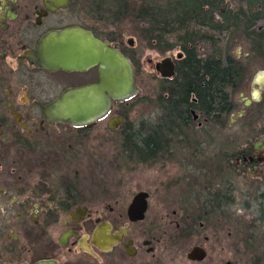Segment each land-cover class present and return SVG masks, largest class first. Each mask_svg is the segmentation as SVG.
I'll list each match as a JSON object with an SVG mask.
<instances>
[{"label": "flooded vegetation", "instance_id": "flooded-vegetation-1", "mask_svg": "<svg viewBox=\"0 0 264 264\" xmlns=\"http://www.w3.org/2000/svg\"><path fill=\"white\" fill-rule=\"evenodd\" d=\"M109 2L0 0V264H174L188 241L186 264H220L208 260L213 244L241 257L255 252L253 263L264 264V91L255 102L243 89V108L226 125L214 123L193 109V98L171 100L170 91L179 88L180 55L169 52L163 59L175 67L169 78L156 69L163 60L148 59L164 83V98L158 126L139 138L145 164L168 156V140L193 148V122L198 129L210 121L223 130L249 119L248 110L256 108L239 137L208 136L210 168H187L184 174L186 168H159V180L140 186L132 179L135 168H113L109 177L100 159L134 154L130 145L138 146L140 131L134 132L131 99L113 101L105 116L89 123L50 116L64 93L99 82L98 66L69 71L42 64V44L53 33L81 29L109 43L131 62L136 84L134 42L118 44L111 33L102 34L103 23L112 22L102 18L112 10ZM195 250L205 257L190 258Z\"/></svg>", "mask_w": 264, "mask_h": 264}, {"label": "trees", "instance_id": "trees-1", "mask_svg": "<svg viewBox=\"0 0 264 264\" xmlns=\"http://www.w3.org/2000/svg\"><path fill=\"white\" fill-rule=\"evenodd\" d=\"M110 2L112 10L107 18L128 22L133 35L152 50L164 54L177 48L181 52L177 62L179 88L170 91L171 100L185 103L193 98V109L211 122L226 123L236 110L234 97L249 76L248 67L231 53V38L239 30L251 41L252 52L244 61L251 60L252 55L264 59V0ZM217 17L221 21L217 22ZM224 40L229 42L228 48H223ZM116 41L123 43L121 39ZM173 108L177 110V105ZM149 147L153 150L152 141Z\"/></svg>", "mask_w": 264, "mask_h": 264}, {"label": "rangeland", "instance_id": "rangeland-1", "mask_svg": "<svg viewBox=\"0 0 264 264\" xmlns=\"http://www.w3.org/2000/svg\"><path fill=\"white\" fill-rule=\"evenodd\" d=\"M109 4L111 5V2ZM230 6L234 9H239L238 5L232 6L230 4ZM234 9L233 11L235 13ZM253 11L254 13H257V9H253ZM104 13L105 14H102L103 19L104 17L107 18L110 14L108 12ZM216 19L217 22L221 21L219 17H217ZM105 22L110 23H103V25H106V27H103L102 29L103 35H106L105 33H111L112 40L121 39L122 42L128 44V42L133 39L134 42L133 59L134 63H136L135 77L136 84L138 86V93L136 97L131 99L130 104H132L133 106V113L131 114V119L134 124V132L137 133L138 131H140V136L134 137V142L138 145L137 147L134 145V143L133 145L130 143V147L134 152L133 155H130L128 157L124 155H117L114 157L103 156L100 158L102 159L101 168L109 169V177H111L114 172L113 168H135L132 173V179L135 186H140L142 182L147 180H159L160 177L156 173L159 168H186V170L182 169L183 174L184 172H187V168H210L214 158L210 156V152H207V150L209 151V149L207 148V139H209L208 136L212 138V134H226L230 138L239 137L241 126L245 125L246 123L248 124L249 119L254 117L253 111L256 107H252L250 110H248L247 118L249 119H239L238 125L236 127H224L225 129L222 130L219 125H214L209 121L207 124H203L201 129H198L197 123L193 122V148H190V142L188 141L168 140L167 143L172 145V149L170 151H173V153L169 152L167 154L168 156H165V159L163 155H158L154 158H150V161L148 160L149 162L145 164L144 160L147 159V153H145L141 149L142 143L140 139L146 138L145 136L148 134V132H150L151 134L152 130L156 129L159 121H161L160 118L163 116V111L161 110V108L163 106L164 98L162 96L163 92L161 89L164 83H162L161 80L158 78L155 68L148 64V59L153 60L155 62H159L163 60L165 56L168 57L170 54H162L157 51H154L149 47L148 44H146L145 42H141L138 37L133 35L132 25H130L128 22H123L122 20L117 21L114 20L113 17L107 18ZM242 26L244 28V23ZM231 41L234 43H231V45L233 46V48L231 49V53L236 59H241V61H243V63L248 67L249 76L246 77L243 89L246 90L245 98H249L252 91V80L254 76L259 71L264 70V59L252 55L251 60H243L248 59L249 55L252 52L251 41L246 38L243 31L239 32V30H237L232 35ZM218 42H221L220 38ZM222 46L223 48H228L229 42L226 43V41L224 40ZM173 53L175 57L181 55V52L177 48L172 51V54ZM240 93H242V90L241 92L237 93L234 97L236 110L231 115V117H235V115L244 106L243 101L240 100L239 97ZM201 122H204L203 118L201 119ZM224 125L226 124L224 123ZM218 138L221 139L222 137ZM201 142H205L206 145H203V148L197 149L196 144ZM230 147V151L232 152L234 148L231 144ZM135 190L136 188L134 189V191ZM190 246L191 241H188L187 243L182 245L180 254L174 261V264H181V262L186 260V254L188 253ZM222 248H225L223 244L222 246L220 244L219 246H216L214 244L210 245L207 248L209 250L208 260L214 262H221L220 264H227V262H232V264H255V262L253 263V261L256 259L255 252L249 253V251H246V254H243V257H241L242 252L240 254H235L229 251L228 248H226L225 250H223ZM237 259H239L240 261ZM259 260L262 261L264 259L260 258ZM184 264H186V261Z\"/></svg>", "mask_w": 264, "mask_h": 264}, {"label": "water", "instance_id": "water-1", "mask_svg": "<svg viewBox=\"0 0 264 264\" xmlns=\"http://www.w3.org/2000/svg\"><path fill=\"white\" fill-rule=\"evenodd\" d=\"M130 43L132 44L133 40H130ZM41 49L42 64L50 70L71 71L99 67L97 84L70 90L57 100L50 111V116L55 120L74 125L89 123L105 116L113 101L122 102L138 93L134 69L129 59L109 43L96 39L89 32L67 29L53 33L43 42ZM156 69L162 77L169 78L174 75L175 67L171 59H166L159 63ZM252 85V101L258 102L264 91V71L255 75ZM252 101L247 99L246 106ZM241 115L239 114V117ZM193 117L195 120L199 118L194 111ZM143 197L142 194L139 195L135 203L138 204ZM143 211L144 208L141 212ZM204 257L205 254L200 250H195L190 255L193 260H202Z\"/></svg>", "mask_w": 264, "mask_h": 264}]
</instances>
